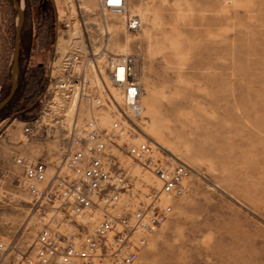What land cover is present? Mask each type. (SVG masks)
<instances>
[{
	"label": "rangeland",
	"instance_id": "1",
	"mask_svg": "<svg viewBox=\"0 0 264 264\" xmlns=\"http://www.w3.org/2000/svg\"><path fill=\"white\" fill-rule=\"evenodd\" d=\"M18 1V88L0 112V242L29 253L40 224L13 158L55 162L64 129L26 140L23 127L40 115L56 10L77 0ZM78 1L95 13L96 0ZM125 1L141 28L127 33L123 19L107 17L108 50L139 58L149 105L139 128L194 171L136 264H264V0ZM16 26L11 0H0V102L11 87ZM12 262V253L0 257Z\"/></svg>",
	"mask_w": 264,
	"mask_h": 264
},
{
	"label": "built area",
	"instance_id": "2",
	"mask_svg": "<svg viewBox=\"0 0 264 264\" xmlns=\"http://www.w3.org/2000/svg\"><path fill=\"white\" fill-rule=\"evenodd\" d=\"M72 3L73 11L67 4L56 10L40 115L23 127L26 140L41 128L64 129L55 162L13 158L40 227L29 253L0 242V257L12 253V264H136L194 171L138 142V117L127 106L138 108L140 62L108 50L107 17L123 19L127 33L140 30L139 18L125 0H96L95 13ZM93 16L99 21L90 22Z\"/></svg>",
	"mask_w": 264,
	"mask_h": 264
},
{
	"label": "water",
	"instance_id": "3",
	"mask_svg": "<svg viewBox=\"0 0 264 264\" xmlns=\"http://www.w3.org/2000/svg\"><path fill=\"white\" fill-rule=\"evenodd\" d=\"M11 2L16 9L19 23L17 24L16 30L14 33L13 62H12L11 74H10L11 87H10L8 96L0 102V112L11 101V99L13 98L17 90V86H18L20 37H21V31H22V26H23V21H24V14H23V9L19 7L18 0H11Z\"/></svg>",
	"mask_w": 264,
	"mask_h": 264
},
{
	"label": "bare ground",
	"instance_id": "4",
	"mask_svg": "<svg viewBox=\"0 0 264 264\" xmlns=\"http://www.w3.org/2000/svg\"><path fill=\"white\" fill-rule=\"evenodd\" d=\"M69 3V2H68ZM69 7V6H68ZM70 10H72L73 11V9H71V8H69ZM135 16V15H134ZM137 17V16H136ZM139 18V17H138ZM139 20H140V18H139ZM141 21V20H140ZM19 23V19H18V17H17V24ZM109 29V28H108ZM109 35H110V33H109ZM108 43H109V38H108ZM127 45V44H126ZM126 47V46H125ZM142 95V94H141ZM149 108V105H148V103H147V101L144 99V100H142L141 101V96H140V98H139V102H138V108L136 109V110H132V108L130 107V106H127V110L131 113V114H133V115H135L136 117H140V116H142L143 114H145V111L147 110ZM99 121H100V123L102 124V125H105V124H107V118L106 117H104V116H102V117H100L99 118ZM138 128H139V124H138ZM139 132H140V135L139 136H141V137H146L151 143H152V145H154L155 147H157V148H160V149H162V150H164L166 153H168L171 157H173L174 159H177L175 156H174V154L166 147V146H164L163 144H161V143H159L158 141H156L155 139H154V137H153V135L152 134H150V133H148V132H145L144 130H141L140 128H139ZM142 139H145V138H142ZM147 140V141H148ZM152 140V141H151ZM139 141V140H138Z\"/></svg>",
	"mask_w": 264,
	"mask_h": 264
},
{
	"label": "trees",
	"instance_id": "5",
	"mask_svg": "<svg viewBox=\"0 0 264 264\" xmlns=\"http://www.w3.org/2000/svg\"><path fill=\"white\" fill-rule=\"evenodd\" d=\"M41 68H42V65H41ZM33 70V69H32ZM27 86L29 85V83H27L26 84ZM17 88H18V86H17ZM16 93V92H15ZM14 96H15V94H14ZM14 96H13V98L11 99V101L6 105V107L2 110V111H4V110H6L11 104H12V100L14 99ZM1 111V112H2Z\"/></svg>",
	"mask_w": 264,
	"mask_h": 264
}]
</instances>
